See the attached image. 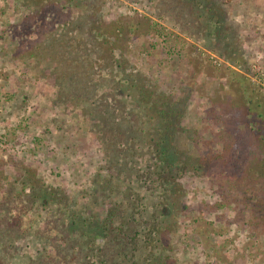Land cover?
Here are the masks:
<instances>
[{
	"label": "rangeland",
	"instance_id": "374dc122",
	"mask_svg": "<svg viewBox=\"0 0 264 264\" xmlns=\"http://www.w3.org/2000/svg\"><path fill=\"white\" fill-rule=\"evenodd\" d=\"M174 2L0 0V264H150L161 248L149 240L166 222L176 247L166 254L177 264H264V0H217L219 25L206 8ZM90 13L126 26L115 45L89 34ZM69 52L71 66L61 60ZM131 73L185 98L188 130L176 142L198 157L230 143L241 172L261 175L256 193L237 188L233 175L229 182L234 170L212 158L179 177L186 195L166 212L170 185L153 182L149 143L161 120L139 100ZM78 85L88 94L67 100ZM121 129L131 137L120 140ZM21 164L65 190L69 205L27 207L14 185ZM116 203L137 220L126 240L108 243L86 225ZM73 217L82 229L72 230Z\"/></svg>",
	"mask_w": 264,
	"mask_h": 264
},
{
	"label": "trees",
	"instance_id": "16d2710c",
	"mask_svg": "<svg viewBox=\"0 0 264 264\" xmlns=\"http://www.w3.org/2000/svg\"><path fill=\"white\" fill-rule=\"evenodd\" d=\"M53 1V0H51ZM67 1V0H65ZM84 2L83 0H68V2H74L78 4ZM174 3H179L183 5H188L190 9L196 11L198 10L195 7V4L201 7L206 8L209 11V16H207L208 21H215L216 25L220 24L221 21V13L216 8L217 0H174ZM193 11V12H194ZM39 12V11H37ZM39 13L35 14L37 16ZM181 14V12H180ZM197 21H200V17H197ZM201 22V21H200ZM89 34L93 35L97 38V35L101 36L102 42H108L109 44H116V41L119 37L125 33L126 26L121 22H111L108 23L107 21L102 20L101 18L98 19L94 13H90L89 15ZM152 26L151 24H148ZM114 38V40H112ZM66 52V51H65ZM71 52V51H70ZM65 54L66 56H61V60L64 61L68 66H71L68 62L70 60L71 64L75 62V58H70L72 56L71 53ZM68 59V61H66ZM114 61L116 62V66L124 70L128 66V60L124 56H120V58H115ZM57 64V63H56ZM56 69H58V65H55ZM73 73L72 71H70ZM59 75V74H58ZM141 75L138 73H131L128 78H130V82L132 86H136L139 93V100L144 102L151 111H154L155 117L160 118V130H158L157 135H151L149 139V143L153 148L155 158H157V163L155 164L156 169L153 171V182L159 183L162 186H169L164 188V197L163 199L167 203L164 208L166 212H173L177 208L180 209L177 202L179 198L186 195V189H184L183 185L180 182L179 177L183 173H188L190 171H202L206 165L212 162V158L217 159L218 164H222L227 166L228 168L234 170L231 176L228 178L229 182L234 181L232 178H236V187L242 189V191L247 192L250 189L251 185L253 188V192L256 193L257 191V182L261 178V175L254 172L252 169L247 170L248 168L245 167L244 171L241 172V167L238 166L240 156L235 154L231 148L230 143L228 145L224 144L223 151L218 152V154H207L201 156H195L190 152L189 149L186 147H181L176 142L177 134L179 135L181 130H186L187 127H184L183 116L186 111V100L183 97H176L174 94H168L163 91H159L158 86L155 84H149L146 82ZM56 77V76H55ZM54 77V78H55ZM59 76H57V79ZM56 79L57 84H61L63 88V83ZM141 81L140 84H136L137 81ZM61 88V97L63 89ZM72 88V89H71ZM71 89V90H70ZM84 94H88L84 87H80L79 85L76 87L70 86L66 89V99H70L71 101H79L80 98H83ZM99 107V106H97ZM96 107V109H97ZM98 111V110H97ZM155 118L153 115H151ZM260 116H263V113H260ZM114 122V120L112 119ZM104 127H108V122L105 120L103 121ZM103 129H99L101 131ZM188 130V129H187ZM186 130V131H187ZM115 130H112L114 132ZM133 132V129H130ZM247 131L253 134L251 127L247 126ZM125 130L123 129L117 131L118 136L121 139L130 138L131 134H126ZM120 133V134H119ZM189 134V133H188ZM112 142V139H111ZM249 162L244 165L247 166ZM19 170L16 172L17 180L14 181V185H17L18 181H20L21 192L25 196L27 200L26 204L27 207L30 206V209L38 210L41 207H47L49 204L53 205H69L70 197L69 194L66 193L65 190L60 189L58 187H54L52 185H48L39 175L38 171L30 165H23L21 164L18 166ZM241 169V170H240ZM254 172V174H252ZM236 175V176H234ZM249 182V183H248ZM169 184V185H168ZM14 185H11V189L9 193H13L12 189L17 188ZM246 186V187H245ZM248 194H246L247 196ZM252 197V194L250 195ZM12 198L5 197L4 203H11ZM170 202V203H169ZM260 202V200H258ZM174 206L170 207L168 205ZM3 205V203H1ZM183 207H186L184 204ZM121 205L116 203L112 208H109L106 215L103 219L93 217V220L89 222L86 226L89 227H96L95 235L103 237V239H107V242H111L114 238V235H120L121 240H126L129 236L127 235V229H129L130 224L133 221H136V211H130L129 209H125L123 212L121 211ZM126 214V216L124 214ZM70 225L72 230L82 229V226L77 225L78 221L70 219ZM159 224V225H158ZM156 224V237L154 239H150V243L152 247H156V244H160L161 255L154 256L153 260L150 264H177L174 260V255L171 256L170 254H166L167 252H171L173 254L176 247L171 245L170 242V233L173 231L174 227L170 224V222H166L165 226L164 223ZM98 231V232H97ZM165 236V238H159L158 236ZM106 237V238H104ZM152 240H154L155 244H153ZM118 242V241H117ZM158 247V246H157ZM149 264V263H148Z\"/></svg>",
	"mask_w": 264,
	"mask_h": 264
}]
</instances>
